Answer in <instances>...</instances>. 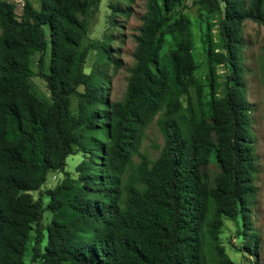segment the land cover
Returning <instances> with one entry per match:
<instances>
[{
    "label": "trees",
    "instance_id": "16d2710c",
    "mask_svg": "<svg viewBox=\"0 0 264 264\" xmlns=\"http://www.w3.org/2000/svg\"><path fill=\"white\" fill-rule=\"evenodd\" d=\"M21 1L17 16L0 0V264H27L31 233L30 264H232L224 220H240L242 249L254 254L241 25L264 24V0L194 2L206 17L204 80L183 0H145L118 101L109 99L108 45L89 37L100 0ZM152 123L163 144L150 160L139 149ZM78 154L73 176L65 161ZM53 171L63 177L44 204L32 194Z\"/></svg>",
    "mask_w": 264,
    "mask_h": 264
},
{
    "label": "rangeland",
    "instance_id": "374dc122",
    "mask_svg": "<svg viewBox=\"0 0 264 264\" xmlns=\"http://www.w3.org/2000/svg\"><path fill=\"white\" fill-rule=\"evenodd\" d=\"M15 6V13L20 16L22 9L21 0H7ZM196 0H183L180 8L183 14L190 21L192 33V56L197 66L195 76L204 80L206 73L205 56V33L206 17L198 16ZM110 4H118L120 9L128 10V16L121 13H112ZM145 13V0H100L98 12L90 25L89 37L99 41L109 48V58L112 64L106 68V74L110 79L109 99L118 101L122 98L125 88L128 70L133 65V51L136 45L135 37L138 35V28L141 25L140 18ZM214 34V32H213ZM242 50L241 59L243 67V82L245 86L246 101L249 105V119L253 136L254 154L256 157V174L253 180L254 199L248 207L249 228L253 231L259 244L255 253L245 252L242 243L245 239L240 236V220H224V226L220 234V242L225 254L232 264H264V24L246 20L241 25ZM94 56L91 54L85 62L86 73L95 65ZM115 63V64H114ZM35 71V68L32 67ZM223 67L217 68V74H222ZM32 82L37 92L47 95L44 83L37 77H32ZM163 140L156 127L152 123L144 132L139 153L147 156L150 160L155 159L162 147ZM81 155H73L66 158L64 171L73 176L75 165L80 161ZM138 160L134 157V161ZM210 179L216 172V167L210 163L206 169ZM63 173L60 171L49 172L45 183L38 193L44 201L46 195L60 181ZM49 219L47 213L43 214L42 225ZM34 234H30L29 242L24 253V262L30 264L31 247ZM44 242H42V245Z\"/></svg>",
    "mask_w": 264,
    "mask_h": 264
}]
</instances>
